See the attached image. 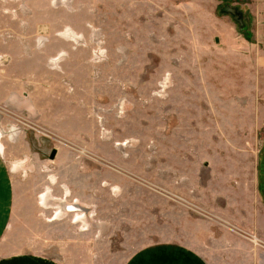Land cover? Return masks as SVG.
Segmentation results:
<instances>
[{
    "label": "rangeland",
    "instance_id": "obj_1",
    "mask_svg": "<svg viewBox=\"0 0 264 264\" xmlns=\"http://www.w3.org/2000/svg\"><path fill=\"white\" fill-rule=\"evenodd\" d=\"M263 133L264 0H0V264L210 260Z\"/></svg>",
    "mask_w": 264,
    "mask_h": 264
},
{
    "label": "crops",
    "instance_id": "obj_2",
    "mask_svg": "<svg viewBox=\"0 0 264 264\" xmlns=\"http://www.w3.org/2000/svg\"><path fill=\"white\" fill-rule=\"evenodd\" d=\"M246 184L244 180L239 182L241 203H231L239 208L238 216L228 217L217 211L209 219L215 227L209 245L210 260L189 245L178 243L164 244L160 250L151 251L152 264H264V133L256 148L250 190Z\"/></svg>",
    "mask_w": 264,
    "mask_h": 264
},
{
    "label": "water",
    "instance_id": "obj_3",
    "mask_svg": "<svg viewBox=\"0 0 264 264\" xmlns=\"http://www.w3.org/2000/svg\"><path fill=\"white\" fill-rule=\"evenodd\" d=\"M220 11L229 14L232 17V19L234 21H236L237 23H239V24L241 23V16L242 15L237 8L230 7V6H223V7H221ZM54 155H55V150L52 149L50 151L48 158L53 159Z\"/></svg>",
    "mask_w": 264,
    "mask_h": 264
},
{
    "label": "bare ground",
    "instance_id": "obj_4",
    "mask_svg": "<svg viewBox=\"0 0 264 264\" xmlns=\"http://www.w3.org/2000/svg\"><path fill=\"white\" fill-rule=\"evenodd\" d=\"M77 207H78L77 205H74L72 207H69V209H71V210L78 209Z\"/></svg>",
    "mask_w": 264,
    "mask_h": 264
},
{
    "label": "trees",
    "instance_id": "obj_5",
    "mask_svg": "<svg viewBox=\"0 0 264 264\" xmlns=\"http://www.w3.org/2000/svg\"><path fill=\"white\" fill-rule=\"evenodd\" d=\"M242 28V27H241Z\"/></svg>",
    "mask_w": 264,
    "mask_h": 264
}]
</instances>
